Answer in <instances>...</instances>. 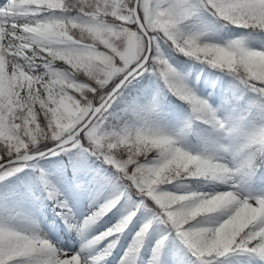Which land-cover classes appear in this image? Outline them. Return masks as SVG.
Instances as JSON below:
<instances>
[{
	"label": "snow or ice",
	"instance_id": "6c2138e0",
	"mask_svg": "<svg viewBox=\"0 0 264 264\" xmlns=\"http://www.w3.org/2000/svg\"><path fill=\"white\" fill-rule=\"evenodd\" d=\"M0 264H264V0H0Z\"/></svg>",
	"mask_w": 264,
	"mask_h": 264
}]
</instances>
